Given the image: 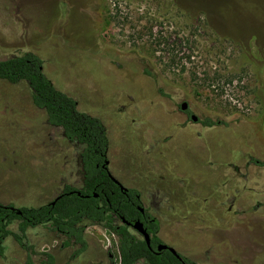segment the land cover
I'll return each instance as SVG.
<instances>
[{"label":"rangeland","instance_id":"rangeland-1","mask_svg":"<svg viewBox=\"0 0 264 264\" xmlns=\"http://www.w3.org/2000/svg\"><path fill=\"white\" fill-rule=\"evenodd\" d=\"M34 52L57 88L99 118L109 169L140 192L160 235L200 264H264V0H0V60ZM222 121L213 127L193 121ZM83 146L0 79V201L39 206L83 186ZM13 230H17L14 226ZM65 248L43 227L0 264H119L118 238ZM137 264H145L142 260Z\"/></svg>","mask_w":264,"mask_h":264},{"label":"trees","instance_id":"trees-1","mask_svg":"<svg viewBox=\"0 0 264 264\" xmlns=\"http://www.w3.org/2000/svg\"><path fill=\"white\" fill-rule=\"evenodd\" d=\"M0 79L12 85L27 83L33 104L46 111L48 122L62 128L67 140L83 146L84 175L81 188L65 185L53 200L39 206H17L0 201V257L5 256V243L9 237L33 253V246L28 243V231L37 227L54 233L63 247H77L75 257L88 248L87 227L99 225L118 236L119 264H137L142 259L147 264H163L164 256L153 253L146 241L129 229L134 221L142 219L139 211H144L142 197L136 189L122 190L110 176V139L104 123L80 111L78 101L56 87L45 73L43 59L34 52L0 60ZM202 123L213 127L222 121L207 118ZM253 162L264 166V162L255 159ZM152 217L154 222L148 223V231L156 242L160 225ZM14 226L17 230H13ZM43 256L42 264H56L52 254L43 253ZM167 256L176 264H184L170 253ZM184 261L185 264H198L189 259ZM26 264H33L31 257Z\"/></svg>","mask_w":264,"mask_h":264},{"label":"flooded vegetation","instance_id":"flooded-vegetation-1","mask_svg":"<svg viewBox=\"0 0 264 264\" xmlns=\"http://www.w3.org/2000/svg\"><path fill=\"white\" fill-rule=\"evenodd\" d=\"M184 112H187V114H189L190 115V117H191V119H192V116H193V114L190 112V107H189V104H188V108L186 109V110H184ZM197 123H202L203 121L202 120H200V119H198V121H196ZM109 165H110V161H109ZM110 170V169H109ZM112 174V173H111ZM123 185V184H122ZM127 188V187H126ZM63 191V190H62ZM139 200L141 199L140 197L138 198ZM140 206V205H139ZM139 206H137V208L139 209ZM142 206V205H141ZM143 208H144V211H141V210H139L140 211V213H141V215H142V219L141 218H139V219H137L136 221H134V223L135 222H137V221H141L142 223H143V225H144V228H145V230H147V232L149 233V235H150V237H151V242H150V246H148L149 247V249L153 252V253H155V254H158V255H163L164 256V259H163V264H176V263H174V262H172L170 259H169V257L167 256V253H170L175 259H177L180 263L182 262V263H184L185 264V259H189V260H191V261H194L193 259H191V258H189L187 255H185L184 253H182V252H180L176 247H175V245L174 244H171V243H168V242H166L162 237H161V235H160V233H161V231H159L158 232V234H157V236H158V238H159V240L158 241H156V242H154V235L152 234V233H150V231H148V223L149 222H154V220H153V215L152 214H150V212L147 210V208H145L144 206H142ZM157 219V218H156ZM158 220V219H157ZM159 221V220H158ZM133 223V224H134ZM133 224H132V226L131 225H129V229H130V231L134 234V235H136V236H138V237H140V238H142V239H144L145 240V238H144V236H143V233L142 232H139V231H137V230H135L134 228H133ZM159 225H160V223H159ZM111 233V232H110ZM113 234V233H112ZM115 235V234H114ZM115 236H117V235H115ZM117 238H118V236H117ZM161 244H164V245H167L169 248H173L174 250H176V252L178 253V255L180 256V257H177L175 254H173L169 249H163V250H159V245H161ZM148 245V244H147ZM118 252H119V247H118ZM119 254H120V252H119ZM109 259H110V261H111V264H117L116 263V257H115V255H113L112 253H110V255H109ZM139 261H141V260H139ZM142 261L145 263V264H147V262L144 260V259H142ZM167 261H169V262H167ZM194 262H196V261H194ZM27 263V262H26ZM196 263H198V262H196ZM198 264H200V263H198Z\"/></svg>","mask_w":264,"mask_h":264},{"label":"water","instance_id":"water-1","mask_svg":"<svg viewBox=\"0 0 264 264\" xmlns=\"http://www.w3.org/2000/svg\"><path fill=\"white\" fill-rule=\"evenodd\" d=\"M187 108H188L187 102H184L181 104V110L182 111L186 110ZM198 119L199 118L196 115L192 116L193 121L196 122V121H198ZM110 176L112 177V179L114 180L115 183L121 185L122 190H128V188H126L124 185H122V183L119 180H117L111 173H110ZM133 227L135 230L143 233V236L145 238L146 243L148 244V246H150L151 237H150L149 233L147 232V230H145L143 223L141 221H137L133 224ZM163 249H169L177 257H180L178 255V253L176 252V250H174L173 248H169L167 245H164V244L159 245V250H163Z\"/></svg>","mask_w":264,"mask_h":264}]
</instances>
